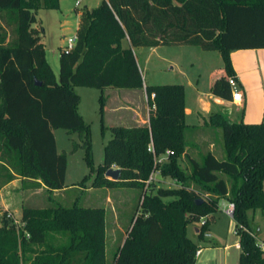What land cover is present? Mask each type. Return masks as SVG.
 Wrapping results in <instances>:
<instances>
[{"label": "trees", "instance_id": "obj_1", "mask_svg": "<svg viewBox=\"0 0 264 264\" xmlns=\"http://www.w3.org/2000/svg\"><path fill=\"white\" fill-rule=\"evenodd\" d=\"M59 1L0 0V187L17 176L33 187L63 190L66 156L57 151L53 129L77 131L83 133L87 163L95 173L92 187L141 190L111 264H195L198 247L187 226L204 218L197 232L204 239L220 198L233 204L238 264H264V249L247 217L248 210H264V122L231 121L212 113L209 121L220 128L225 157L208 151L201 160L189 158L187 173L178 162L185 148L184 87L145 85L148 125L102 124L111 136L102 163L94 168L89 125L78 112L75 91V86L143 87L131 46L193 45L221 54L225 74L214 79L210 93L231 100L230 52L264 48V0H101L80 10L75 45L68 53L60 50L56 78L41 41L43 27L34 24L38 9H57ZM126 38L129 47L122 46ZM99 103L101 116L102 95ZM165 153L160 172L181 185L148 187L158 169L156 158ZM112 166L120 169L118 180L104 175ZM20 223L19 229L0 227V264H20V252L24 257L34 253L32 246L43 244L51 232L65 242L36 252L29 264H106L103 207L77 202L25 206Z\"/></svg>", "mask_w": 264, "mask_h": 264}, {"label": "rangeland", "instance_id": "obj_2", "mask_svg": "<svg viewBox=\"0 0 264 264\" xmlns=\"http://www.w3.org/2000/svg\"><path fill=\"white\" fill-rule=\"evenodd\" d=\"M78 1L79 3L76 4ZM100 2L101 0H60L57 9L40 8L37 10V22L34 26L43 27L44 32L42 33L41 41L45 48L46 59L53 69L56 78H58L59 74L60 50L65 45L66 38L73 36L76 32V9L81 10L84 8L85 6L83 4H87L94 8L97 7ZM8 29L10 30L11 28L9 27ZM182 49H184L182 52H176V50H173V52L171 51V58L180 65V68L175 67V71L182 70L186 76H189L191 79L198 69L201 71L204 70L203 68L206 66V63L201 56L204 53H208L212 56L209 65L216 66L214 68L217 69L218 64H220L218 52H205L198 46L193 45L185 46ZM140 62L144 80L148 85L170 82L185 83L187 81V77L184 74L181 75L178 74V72H171L170 66L171 64L173 65V63L164 64L159 72L154 73L150 67L149 69L146 68L142 60H140ZM207 82L205 73H203L199 82L201 91L205 92L207 90ZM75 91L80 97L78 112L83 117L84 122L89 125L91 160L93 167L97 168L103 161L104 146L111 136L110 131L108 129H102L101 126L99 103L101 90L88 86H75ZM120 99L123 100L122 96H120ZM222 110L229 120L241 121L243 115L242 110H238L233 104L226 103L221 111ZM244 122H246L245 119ZM53 133L56 138L57 150L60 153H64L66 156L65 188L61 191L51 192L45 187H33L34 184H31L29 181L26 182L23 179L22 181L17 180L20 177L15 176V178L11 180L14 181L13 183L15 184H11V186L3 190L1 188L4 187H0V227L6 223L8 225H14L15 228L19 229V227H21L20 219L22 208L25 206L46 207L56 202L63 205H71L73 202H77L82 206L104 207V210L106 209L107 212L106 226L108 228L106 262L107 264H111L113 255L121 242V238H125L127 235L132 216L140 200L141 190L126 187H92L91 185L94 181L95 173L91 171L87 163L83 133L68 131L63 128H55L53 129ZM188 135H194L200 138L202 141L200 142L201 153L212 149L218 157H225L220 128L213 126L208 118H205L200 125L196 127V130H191ZM184 140L185 152L186 146H188L185 139V132ZM184 152L182 153V158L179 159L178 162L180 167L188 173L189 168L186 167L189 165V154L184 155ZM156 162L158 164V169L152 171L149 182H147L148 187H179L181 184L177 180L169 175H162L160 172V167L167 162V154L165 153L156 158ZM89 187L92 188L88 189ZM167 199L169 198H165L164 200ZM218 212H220V210ZM220 213L221 216L218 225H220L223 231L229 230L227 240L231 243L237 238V236L233 234L235 222L231 216H227L223 211ZM114 217H117L119 222L113 223ZM247 217L252 230L256 234L257 241L261 242L264 238V210H248ZM114 226H119L122 232L120 234L113 233L112 229ZM193 231V223L188 224L187 236L196 243L198 239L193 238ZM65 240L66 239L61 234L51 232L46 237L43 244L32 246V249L35 251L34 253L28 252L24 257L20 252V264H29L36 252L46 247H57L64 243Z\"/></svg>", "mask_w": 264, "mask_h": 264}, {"label": "crops", "instance_id": "obj_3", "mask_svg": "<svg viewBox=\"0 0 264 264\" xmlns=\"http://www.w3.org/2000/svg\"><path fill=\"white\" fill-rule=\"evenodd\" d=\"M83 5L89 9L92 8V6H88L87 4ZM76 11L78 25L80 10L76 9ZM122 46H130L127 38L122 40ZM185 46L189 45L154 47L131 46L137 65L141 72L143 87L104 88L100 93L103 100V113L101 115V119L103 122L102 124L106 127L113 125H122L126 127H131L134 125H148L150 107L148 105V96L145 91V85L148 84L144 80L140 60H142V63L146 66L147 69H149L150 67L154 73L159 72V70L163 68L164 64L173 63V65L171 64L170 66L171 72H178V74H184L186 76V74L182 70L175 71V67L180 68V65L171 58V51L173 52V50H176V52H182L184 50L182 48H184ZM201 56L203 61L206 63V66H204L203 68L204 70L201 71L200 69H198L192 79L189 78V76H186L187 81L185 83L177 82L182 84L184 87V121L186 124L185 139L188 145L186 146L184 155L189 154V158L201 160L202 156L210 151L214 153L217 158H224L221 156L218 157L212 149L201 153L200 142L202 141L200 140V138L198 136H191L188 134L191 130H196V127H198L205 118L209 119V116L212 113L219 112L224 115L225 112L223 110L221 111V109L224 108L226 103H231L238 110H242L243 115L241 121L244 122L245 119V123L264 122V48L242 49L230 52V61L233 68L234 77L242 92V100L237 102L224 100L210 93V85L212 84L214 79L225 74V71L222 68L223 59L221 54L219 53L220 64H218L217 69L214 68L216 66L209 65V61L212 58L211 55H209L208 53H204ZM203 73H205L208 81L207 90L205 92L201 91L199 88V82ZM120 96H122L123 100L120 99ZM53 135L56 143L55 134L53 133ZM17 180L22 181V178H18ZM13 182L14 181H10L6 183L2 186L4 188L1 189L3 190L8 186H11V184H15ZM91 188L92 187H89L88 189ZM229 203L230 202L226 198H220L218 202L220 212L223 211L225 213V209L227 208ZM220 212L216 214L214 222L209 225L205 238L202 240L198 239L197 237L200 223H193V238L198 239L195 244L197 245V250L199 251L198 254H196L195 264H238L240 249L236 247V243L238 242V236L234 233L236 228H234L233 234L237 236V238L233 242L229 243L227 240V234L229 230L227 229V231H223L221 230L220 225H218V222L220 220L219 218L221 216ZM106 214L107 212L105 209V262L106 247L108 242ZM117 221V217H114L113 223H116ZM112 231L113 233L120 234L122 232V229L119 226H114ZM123 241L124 237L121 238L119 246H121Z\"/></svg>", "mask_w": 264, "mask_h": 264}, {"label": "built area", "instance_id": "obj_4", "mask_svg": "<svg viewBox=\"0 0 264 264\" xmlns=\"http://www.w3.org/2000/svg\"><path fill=\"white\" fill-rule=\"evenodd\" d=\"M78 2H76V4H78ZM75 41H76V37H75V34L71 37H67L66 38V43L65 45L63 46L62 50L64 51V53H68L69 51H71L75 45ZM229 85H230V88H231V101H241L242 100V92L240 90V87L236 81V79L234 77H229ZM154 93H152L150 95V99H153L154 97ZM154 107V105H152V108ZM149 150H151V147H149ZM149 182V180L147 181ZM232 212H233V204L229 203V205L227 206V208L225 209V213L229 216H232ZM205 220L204 218H201L199 223L200 225L204 224ZM234 233L238 236L237 234V230L235 229ZM259 243V246L261 247V249H264V245L261 243V242H258ZM236 247L240 249V245L239 243L237 242L236 243ZM198 250L196 251V254H198Z\"/></svg>", "mask_w": 264, "mask_h": 264}, {"label": "water", "instance_id": "obj_5", "mask_svg": "<svg viewBox=\"0 0 264 264\" xmlns=\"http://www.w3.org/2000/svg\"><path fill=\"white\" fill-rule=\"evenodd\" d=\"M35 83L37 85H40V82L39 81H35ZM107 178H110L112 180H118L119 179V175H120V169L119 168H114V167H111L109 169L106 170L105 174H104ZM197 202H201V199H198Z\"/></svg>", "mask_w": 264, "mask_h": 264}]
</instances>
